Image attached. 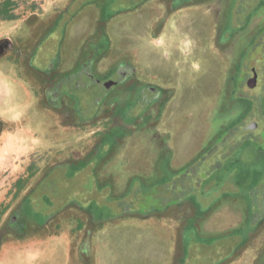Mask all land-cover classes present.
Listing matches in <instances>:
<instances>
[{
	"label": "rangeland",
	"instance_id": "374dc122",
	"mask_svg": "<svg viewBox=\"0 0 264 264\" xmlns=\"http://www.w3.org/2000/svg\"><path fill=\"white\" fill-rule=\"evenodd\" d=\"M49 2L0 0L17 21L60 14L42 35L15 31L36 43L4 118L44 140L41 157L23 160L43 167L22 206L26 226L66 219L69 264H264L262 0H56L51 12ZM100 31L108 60L129 57L138 80L164 89L165 106L157 126L123 104L114 112L127 131L110 128L83 150L91 96L51 118L33 92L57 56L72 69Z\"/></svg>",
	"mask_w": 264,
	"mask_h": 264
},
{
	"label": "flooded vegetation",
	"instance_id": "af4514ba",
	"mask_svg": "<svg viewBox=\"0 0 264 264\" xmlns=\"http://www.w3.org/2000/svg\"><path fill=\"white\" fill-rule=\"evenodd\" d=\"M258 7L264 9L263 0ZM8 9L9 7L0 6V21H16L15 18H12L11 11ZM207 10H210V12L214 11L213 8ZM59 15L58 13V15L52 14L44 17L38 13L30 14L23 20V25L24 28L28 27L31 29V33L41 28L40 35H42L56 23V17ZM42 18L45 19L44 22L41 21ZM217 20L216 17L215 24L218 22ZM95 35L85 42L87 51L85 50L84 54L82 53L72 69L67 61L60 59L56 55L57 66L40 75V77L36 76L35 87L37 92H33V97L39 101V111L45 117L51 118L54 116L58 118L57 113L59 112L64 113L66 111L70 113V106L74 101V97L80 98L76 94L83 93L91 96L90 106H92L94 113L93 120H89V123L86 122L87 124H84L82 129L78 125L75 126L80 131L82 130L81 139L84 141L88 140V147L83 150L91 149L92 145L97 146L98 143H95L96 140L94 138L105 135L110 128L124 127L123 129L127 131L128 128L123 126L121 122L124 118L122 115L125 114L119 115V113L115 114L114 112L116 108L123 107V104L131 102L134 105L132 110H138L140 115H136L134 118L131 117L134 121H138L139 119L137 118L140 116L143 118L148 117L155 121L160 115L159 107L165 104V91L164 89L162 90V87L155 83L138 80L135 67L127 56L119 55L113 62L109 61L105 51L106 44L103 42L99 44L96 41L102 38L104 34L100 31ZM19 36H0V62L10 61L18 72H23L26 60H31L29 55L32 54L36 41L29 44V41H27L29 36L25 37L26 35L23 32ZM34 54L33 57H35ZM157 123L156 120L155 125ZM67 126L66 130H73L69 124ZM7 127L8 124L0 119V137ZM153 134L156 140L158 132L154 131ZM34 188L35 186L33 185L30 190ZM18 206L14 207L0 227V244L6 236L14 235L20 232L22 227L26 226L25 221L23 222L20 217L22 216V208H18ZM83 225L84 228L88 227L87 224Z\"/></svg>",
	"mask_w": 264,
	"mask_h": 264
},
{
	"label": "crops",
	"instance_id": "0c3cea01",
	"mask_svg": "<svg viewBox=\"0 0 264 264\" xmlns=\"http://www.w3.org/2000/svg\"><path fill=\"white\" fill-rule=\"evenodd\" d=\"M55 2L56 0H50L46 4L50 12L59 9L56 8ZM69 2L70 0H66L65 4ZM23 27V21H0V36L17 37L20 34L15 31ZM19 87H24V84L15 66L10 61H1L0 119L6 122L8 127L0 137V227L15 206L19 205L18 208H22L31 187L43 169L37 164L24 165L23 160L28 158L36 161L37 157H41L42 148L38 143H43L44 140L41 137L38 140L32 133L12 128L10 122L4 118L9 111L8 104L12 92L15 88L20 90ZM19 171H23V175L12 181L14 173ZM26 172L28 173L25 175ZM31 173L35 174L31 176ZM11 182L14 187L13 193L10 188ZM67 222L66 219H58L36 230L25 226L20 232L6 236L0 244V264H69L74 234L71 232L72 228L63 226ZM104 249L106 251L105 246ZM91 264L96 263L93 261ZM98 264L110 263L100 259Z\"/></svg>",
	"mask_w": 264,
	"mask_h": 264
},
{
	"label": "water",
	"instance_id": "95a60500",
	"mask_svg": "<svg viewBox=\"0 0 264 264\" xmlns=\"http://www.w3.org/2000/svg\"><path fill=\"white\" fill-rule=\"evenodd\" d=\"M255 82H256V75L254 74L253 78L247 84L248 87L253 88L255 86Z\"/></svg>",
	"mask_w": 264,
	"mask_h": 264
}]
</instances>
